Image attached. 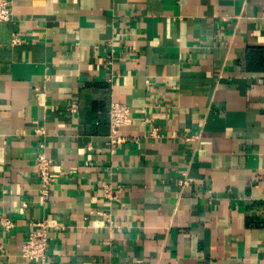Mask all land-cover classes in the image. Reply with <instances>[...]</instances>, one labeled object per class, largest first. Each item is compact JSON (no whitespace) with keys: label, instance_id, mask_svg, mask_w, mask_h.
<instances>
[{"label":"crops","instance_id":"obj_1","mask_svg":"<svg viewBox=\"0 0 264 264\" xmlns=\"http://www.w3.org/2000/svg\"><path fill=\"white\" fill-rule=\"evenodd\" d=\"M12 6L0 22V264H35L22 246L40 220L48 264H264V0ZM112 101L132 117L114 151ZM104 184L121 190L108 198Z\"/></svg>","mask_w":264,"mask_h":264},{"label":"built area","instance_id":"obj_2","mask_svg":"<svg viewBox=\"0 0 264 264\" xmlns=\"http://www.w3.org/2000/svg\"><path fill=\"white\" fill-rule=\"evenodd\" d=\"M13 16L12 0H0V22L10 20ZM20 40V37L14 35V42ZM108 64L112 63L111 58L106 59ZM71 111H76L73 104ZM132 121L131 109L128 104L112 101L109 107V125L108 145L112 151L115 147L125 140L121 134L122 127L129 125ZM39 131V130H38ZM36 169L41 179V193L44 199H47L51 193L52 185V160L45 151L41 150L36 158ZM121 190V187H113L110 184L103 185V194L108 198H114ZM1 225L6 231H10L15 226V221L6 215L1 216ZM34 228L30 231L27 240L22 246V255L35 264H48V248L50 245L49 221L40 220L33 223Z\"/></svg>","mask_w":264,"mask_h":264}]
</instances>
